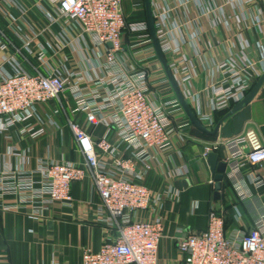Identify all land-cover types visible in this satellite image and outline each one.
<instances>
[{"label": "built area", "instance_id": "obj_1", "mask_svg": "<svg viewBox=\"0 0 264 264\" xmlns=\"http://www.w3.org/2000/svg\"><path fill=\"white\" fill-rule=\"evenodd\" d=\"M150 1L169 69L199 122L212 129L215 114L231 111L264 75V0ZM123 3L0 0V134L20 126L23 136L45 135L57 122L40 107L69 95L68 125L84 159L39 158L29 170L31 158L10 148L9 155L21 161L14 169L0 167V209L31 207L29 217L39 220L54 203L72 208L73 184L91 179L100 196L99 220L114 237L98 251L84 249L82 264H161L162 213L167 201L179 199L176 178L188 174L184 164H162L160 155L175 149L181 156L185 131L193 125L157 58L145 1L131 0L142 14L134 22L127 21ZM125 34L133 52L124 48ZM199 68L206 74L203 89L194 83ZM100 128L104 132L96 138ZM226 144L225 175L254 227L229 234L224 217L212 209L206 231L180 230V258L168 264H264V202L252 191L263 188L264 179L245 175L239 162L245 157L250 166L264 164V145L252 132ZM213 152L207 147L202 156ZM154 169L171 180L163 191L144 184ZM8 197L14 204L5 202ZM146 212L154 217L140 219ZM241 217L235 207L239 224Z\"/></svg>", "mask_w": 264, "mask_h": 264}, {"label": "crops", "instance_id": "obj_2", "mask_svg": "<svg viewBox=\"0 0 264 264\" xmlns=\"http://www.w3.org/2000/svg\"><path fill=\"white\" fill-rule=\"evenodd\" d=\"M31 17L36 20L38 26L45 24L36 11H33ZM249 35L252 41L256 40L254 31ZM198 70L194 83L196 88L203 89L206 74L200 68ZM66 98L57 101V104L50 102L40 107L43 115H48L57 122V127H48L45 135L38 138L23 136L20 126L0 134V167L14 169L19 165L21 160L9 155L10 148H16L31 158L26 167L29 170L36 168L39 158L55 161L64 159L80 164L84 162L68 125V120L72 118L70 107L73 106V101L69 95ZM225 116L226 113H216L215 126L208 130L213 131ZM80 118H83L82 115ZM103 132V128L98 129L95 132L96 138ZM251 132L264 145V85L255 99L226 119L215 135L206 134L192 126L185 131L181 156L175 149L160 155L162 164L177 167L184 164L188 169L186 176L176 178V186L179 183L181 191L179 199L175 202L167 201L162 213L165 231L160 245L161 264H166V261L178 256L177 239L184 234L180 232L181 229L191 232L208 229V215L212 209L224 217L227 233L234 234L240 229L247 232L252 230V215L247 207L241 204L225 174L219 191L220 198L215 199L216 181L207 159L202 156L207 147L216 148L215 153L219 155V160L225 162L230 157L226 142ZM110 139L118 142L115 133L111 134ZM241 150L246 154L249 146L245 145ZM239 162L245 165L242 171L245 175L252 173L264 179V164L250 166L245 157H241ZM144 184L160 192L171 185V180L166 179L158 169H154L144 180ZM252 191L264 202V187L260 190L252 187ZM72 194L75 201L72 208L54 203L39 220L29 217L31 207L10 211L0 209V264H82L84 249L98 251L103 243L111 240L114 237L112 231L99 220L97 211L100 196L92 180L74 183ZM5 202L14 204L15 199L8 197ZM235 207L242 213L241 227L235 219ZM153 217L154 214L147 212L139 215L142 220H151Z\"/></svg>", "mask_w": 264, "mask_h": 264}, {"label": "water", "instance_id": "obj_3", "mask_svg": "<svg viewBox=\"0 0 264 264\" xmlns=\"http://www.w3.org/2000/svg\"><path fill=\"white\" fill-rule=\"evenodd\" d=\"M144 1H145L146 20L148 22L149 32H150V36H151V39L153 42L154 49L156 51L157 58L161 62V64L163 65V68L165 70L167 78H168L169 82L171 83V86H172V88L176 94V97H177L179 103L181 104V106L184 109L188 119L190 120V122L192 123L193 126H195L197 129H199L200 131H202L206 134L215 135L217 133V131L219 130L220 126H222V124L224 123V121L226 119L233 116L237 112L241 111L244 107L249 105L255 99V97L259 93L260 89L264 85V75L254 85V87L252 88L250 93L240 103L236 104L230 112H228L226 114V116L218 123L217 127L213 131L208 130L205 126H203L199 122V120L195 116L192 108L190 107V105L188 104L186 99L184 98L178 84L176 83V81L174 79V76L172 75V73L169 69L168 63H167L165 56L161 50V47H160V44H159V41L157 38V32H156L155 21H154L153 12H152L151 1L150 0H144ZM207 163L210 166L212 175L216 181L217 192L215 195V199L218 200L220 198L219 197V191L222 187V182L224 180V174H225L226 169H227V164L223 161H220L219 155L215 152L211 153L208 156ZM177 186H179V183Z\"/></svg>", "mask_w": 264, "mask_h": 264}, {"label": "rangeland", "instance_id": "obj_4", "mask_svg": "<svg viewBox=\"0 0 264 264\" xmlns=\"http://www.w3.org/2000/svg\"><path fill=\"white\" fill-rule=\"evenodd\" d=\"M123 11H124L125 16L127 17L128 22H134L135 20L139 19L138 17H140V15L142 17L141 12L135 11L133 9L131 0H124ZM131 46H132V40L129 38L128 34H125L124 48L129 53L133 52ZM54 104H57V101H54ZM179 258H180L179 254H178V256H175V260L179 259ZM165 263L168 264L169 262L166 261Z\"/></svg>", "mask_w": 264, "mask_h": 264}, {"label": "trees", "instance_id": "obj_5", "mask_svg": "<svg viewBox=\"0 0 264 264\" xmlns=\"http://www.w3.org/2000/svg\"><path fill=\"white\" fill-rule=\"evenodd\" d=\"M226 114L228 113V112H225Z\"/></svg>", "mask_w": 264, "mask_h": 264}]
</instances>
